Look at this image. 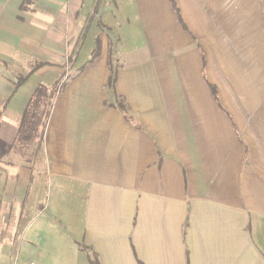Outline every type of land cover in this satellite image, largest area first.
<instances>
[{
	"label": "crops",
	"instance_id": "obj_1",
	"mask_svg": "<svg viewBox=\"0 0 264 264\" xmlns=\"http://www.w3.org/2000/svg\"><path fill=\"white\" fill-rule=\"evenodd\" d=\"M207 1L0 0L1 261L264 264V126L247 121L264 111L210 88L217 48L224 82H264V0ZM38 87L42 141L12 148Z\"/></svg>",
	"mask_w": 264,
	"mask_h": 264
},
{
	"label": "rangeland",
	"instance_id": "obj_2",
	"mask_svg": "<svg viewBox=\"0 0 264 264\" xmlns=\"http://www.w3.org/2000/svg\"><path fill=\"white\" fill-rule=\"evenodd\" d=\"M202 2V14H206L209 12L210 8L208 6V1L207 0H201ZM175 6V5H174ZM217 10H224L223 6H218ZM219 14V13H218ZM220 25V24H218ZM223 25V24H222ZM195 42V46H198V41L197 39H193ZM202 48V47H201ZM217 54L214 55V58L212 62H214L218 66V76H222L223 80L216 79L214 82V85H210V88L214 89L215 94L218 96V100H220L219 104L221 109L233 111V110H243L246 109L248 111H256L259 110L260 112L264 111V82H241L242 78L241 74H245L244 71H238L235 67L233 69V82H224V76H223V70H224V64L228 63L230 64L229 61H227L224 57V54L221 49L217 48ZM202 56L203 54V49L201 51ZM225 60V61H224ZM203 64L205 68H207L208 65V60L204 62ZM215 64H213L215 68ZM204 75V71L202 72ZM205 77V76H204ZM208 77V76H207ZM246 77V76H245ZM209 79V78H208ZM206 82L208 80H205ZM229 83V84H228ZM228 84L230 86V89L232 90L233 94V100L232 102H225V98H229L228 95V90H225L224 87L225 85ZM230 91V90H229ZM227 92V93H226ZM226 93V94H225ZM261 95L263 96L262 102L260 103V99L262 98ZM237 122H240V119L235 120ZM249 122L250 128H255V127H261L264 126V119H259V118H251L247 120ZM250 134L249 135V142L250 144H255L258 140V137L260 140H262V135H257L255 134ZM33 150V149H31ZM29 150V152L31 151ZM32 259L31 257H25L23 260H20L18 262H6V261H1L0 264H32L31 263ZM37 264V263H36Z\"/></svg>",
	"mask_w": 264,
	"mask_h": 264
},
{
	"label": "trees",
	"instance_id": "obj_3",
	"mask_svg": "<svg viewBox=\"0 0 264 264\" xmlns=\"http://www.w3.org/2000/svg\"><path fill=\"white\" fill-rule=\"evenodd\" d=\"M174 7V0H170ZM99 54V43H96V46L91 54V59H95ZM117 70H114L111 65L110 59V83L114 82ZM23 81L22 78H19L17 81V86ZM212 93L215 94L214 89H212ZM50 98L46 95L43 88H36L32 99L28 104V109L23 113L20 126L18 129V133L16 136V140L14 145L12 146H20L25 143H33L34 141H38V143L42 141L43 137V128L44 122L47 115V107L49 105ZM123 111L125 109L121 108ZM89 264H99L95 255L89 258Z\"/></svg>",
	"mask_w": 264,
	"mask_h": 264
}]
</instances>
